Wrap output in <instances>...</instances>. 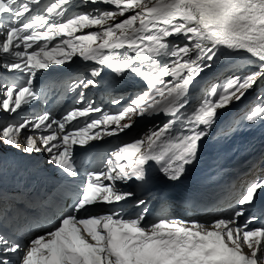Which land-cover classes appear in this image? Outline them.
<instances>
[{"label":"snow or ice","instance_id":"snow-or-ice-1","mask_svg":"<svg viewBox=\"0 0 264 264\" xmlns=\"http://www.w3.org/2000/svg\"><path fill=\"white\" fill-rule=\"evenodd\" d=\"M223 54L245 59L246 71L210 85L187 111L198 78ZM76 57L96 65L68 86L79 90V106L60 118L45 111L16 119L38 98V73ZM106 70L117 82L144 85L113 97L114 112L86 95ZM17 74L21 81L11 78ZM258 86L264 88V0H0V145L47 153L50 164L74 178L84 163L75 146L87 151L92 141L127 134L137 118L168 117L118 145L103 169L87 171L43 231L25 241L0 231V264H264V224L254 226L258 218L247 214L264 197V176L211 222L149 221L146 202L136 198L127 211L136 194L118 187L145 182L153 161L168 179H179L218 110ZM256 101L245 116L250 123L264 122V93ZM101 205L112 207L96 211Z\"/></svg>","mask_w":264,"mask_h":264},{"label":"bare ground","instance_id":"bare-ground-1","mask_svg":"<svg viewBox=\"0 0 264 264\" xmlns=\"http://www.w3.org/2000/svg\"><path fill=\"white\" fill-rule=\"evenodd\" d=\"M15 76H12L11 78L13 79ZM245 148L242 145L238 146V150H240L238 153H236L234 157V164H240L244 162L247 159H254L255 158V152L253 153H246V152H241V150Z\"/></svg>","mask_w":264,"mask_h":264}]
</instances>
